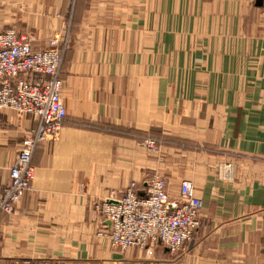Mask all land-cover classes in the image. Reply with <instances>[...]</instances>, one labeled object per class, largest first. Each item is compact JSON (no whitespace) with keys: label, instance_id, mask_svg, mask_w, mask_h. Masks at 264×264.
<instances>
[{"label":"crops","instance_id":"1","mask_svg":"<svg viewBox=\"0 0 264 264\" xmlns=\"http://www.w3.org/2000/svg\"><path fill=\"white\" fill-rule=\"evenodd\" d=\"M261 0H0V32L34 49L65 27L66 117L32 155L30 189L0 212V264H264V14ZM35 116L0 110V195ZM95 125V126H93ZM129 132L125 137L98 126ZM153 138L152 154L141 138ZM143 138V139H144ZM158 173L201 198L178 252H119L98 206ZM101 232V233H100Z\"/></svg>","mask_w":264,"mask_h":264},{"label":"built area","instance_id":"2","mask_svg":"<svg viewBox=\"0 0 264 264\" xmlns=\"http://www.w3.org/2000/svg\"><path fill=\"white\" fill-rule=\"evenodd\" d=\"M261 10L264 14V0ZM66 47V36H54L45 48L36 50L28 34H17L14 30L0 32V110L12 109L18 114L32 115L37 122L9 167L8 183L0 195L1 213L11 215L16 203L30 189L33 152L54 139L66 117L60 76ZM143 143L154 150L152 139H145ZM172 205L165 177L152 174L143 193L131 181L121 194L103 200L98 206L108 223L107 231L100 233L119 252L130 248L146 250L156 243L178 252L192 240L200 225L203 202L195 194L191 181L182 180L178 202ZM14 264L62 263L51 258H22Z\"/></svg>","mask_w":264,"mask_h":264},{"label":"rangeland","instance_id":"3","mask_svg":"<svg viewBox=\"0 0 264 264\" xmlns=\"http://www.w3.org/2000/svg\"><path fill=\"white\" fill-rule=\"evenodd\" d=\"M262 1V0H261ZM21 34V33H20ZM22 34H24V33H22ZM59 37V38H61V36L62 37H64V36H66V43H67V46H68V42H69V37H70V35H69V33H68V30L66 29V27L62 30V31H60L59 33H56L55 35H53V36H51L49 39H48V41H47V44L49 43V41L53 38V37ZM30 38H31V40H32V36L30 35ZM47 44H46V46H47ZM45 46V47H46ZM44 47V48H45ZM67 48V47H66ZM61 65V64H60ZM62 78V77H61ZM63 123V122H62ZM147 139V138H146ZM150 139H152L153 141H154V150H151L150 148H148L149 150H150V152L152 153V154H156V155H158L157 153H159V144H158V142H157V140H155V139H153V138H150ZM145 140V138L144 139H142L141 140V142H143ZM146 147V146H145ZM32 164V163H31ZM34 169V168H33ZM158 174V173H157ZM160 175V174H159ZM162 176V175H161ZM0 239H1V234H0ZM33 259H38V258H33ZM18 260V259H17Z\"/></svg>","mask_w":264,"mask_h":264},{"label":"trees","instance_id":"4","mask_svg":"<svg viewBox=\"0 0 264 264\" xmlns=\"http://www.w3.org/2000/svg\"><path fill=\"white\" fill-rule=\"evenodd\" d=\"M93 126H95V125H93ZM98 129L109 131V132L114 133V134H120V135H123L125 137L129 136V132L124 128H115V127H112L110 125H105V127L104 126H98ZM143 138H141V140Z\"/></svg>","mask_w":264,"mask_h":264}]
</instances>
